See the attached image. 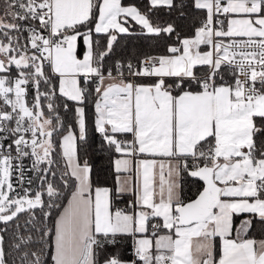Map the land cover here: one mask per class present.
<instances>
[{
	"label": "snow or ice",
	"instance_id": "snow-or-ice-1",
	"mask_svg": "<svg viewBox=\"0 0 264 264\" xmlns=\"http://www.w3.org/2000/svg\"><path fill=\"white\" fill-rule=\"evenodd\" d=\"M0 264H264V0H0Z\"/></svg>",
	"mask_w": 264,
	"mask_h": 264
}]
</instances>
